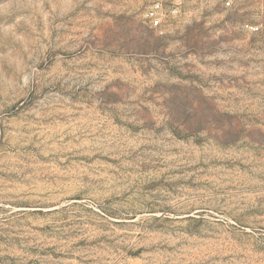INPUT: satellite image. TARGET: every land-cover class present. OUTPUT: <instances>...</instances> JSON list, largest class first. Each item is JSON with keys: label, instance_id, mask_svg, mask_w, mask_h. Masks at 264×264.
<instances>
[{"label": "rangeland", "instance_id": "obj_1", "mask_svg": "<svg viewBox=\"0 0 264 264\" xmlns=\"http://www.w3.org/2000/svg\"><path fill=\"white\" fill-rule=\"evenodd\" d=\"M0 0V264H264V0Z\"/></svg>", "mask_w": 264, "mask_h": 264}, {"label": "built area", "instance_id": "obj_2", "mask_svg": "<svg viewBox=\"0 0 264 264\" xmlns=\"http://www.w3.org/2000/svg\"><path fill=\"white\" fill-rule=\"evenodd\" d=\"M218 2L222 8L233 9L239 0H143L146 11L145 21L150 28L163 32L170 26L173 20L181 17L190 3ZM246 29L252 34L264 31V23L261 25H246Z\"/></svg>", "mask_w": 264, "mask_h": 264}]
</instances>
